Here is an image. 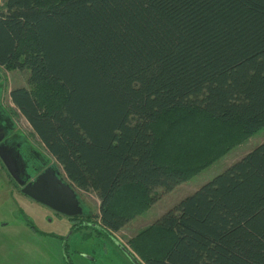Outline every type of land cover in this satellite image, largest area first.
Returning <instances> with one entry per match:
<instances>
[{
  "label": "trees",
  "instance_id": "16d2710c",
  "mask_svg": "<svg viewBox=\"0 0 264 264\" xmlns=\"http://www.w3.org/2000/svg\"><path fill=\"white\" fill-rule=\"evenodd\" d=\"M0 66L29 71L10 99L111 236L264 126V0H2ZM127 245L264 264V141Z\"/></svg>",
  "mask_w": 264,
  "mask_h": 264
},
{
  "label": "rangeland",
  "instance_id": "374dc122",
  "mask_svg": "<svg viewBox=\"0 0 264 264\" xmlns=\"http://www.w3.org/2000/svg\"><path fill=\"white\" fill-rule=\"evenodd\" d=\"M0 72V105L5 110L12 111L17 134L49 159L52 164L49 169L57 174L61 182L70 184L10 99L9 91L12 88L28 86L29 71H8L0 67ZM263 141L264 126L189 180L179 183L172 191L163 192L158 189L159 199L111 236L97 228L95 223L98 222L96 215L99 214L100 204L95 192L74 188L82 215L73 220L70 216L11 189L10 182L0 170V264H132L131 260L127 261L118 251L119 240L127 244V240L139 229L153 223L182 198ZM75 221L81 223L78 229L72 227ZM137 258L140 260L138 256Z\"/></svg>",
  "mask_w": 264,
  "mask_h": 264
},
{
  "label": "flooded vegetation",
  "instance_id": "af4514ba",
  "mask_svg": "<svg viewBox=\"0 0 264 264\" xmlns=\"http://www.w3.org/2000/svg\"><path fill=\"white\" fill-rule=\"evenodd\" d=\"M0 80H1V72H0ZM0 125L1 127H3V134H4L3 138L0 140V146L2 145L1 150L6 155V157H9L11 159L13 163L12 164L13 172L16 174L17 179L20 182L23 181L24 184H27L29 182L34 183L36 178L40 174H42L46 169L50 167L52 168V164L47 160V158L43 154H41L39 150H37L31 143H29L28 141H25L17 134L18 131L14 125L13 119H11V117L9 116L5 108L2 107L1 105H0ZM0 170L3 171V175L10 182L11 189L13 188L17 190L19 193L24 194L21 191L23 188V185L17 182V180L13 178V176L8 172V169L5 166L4 162H2L1 158H0ZM74 191L77 197V192L75 189ZM42 205L53 209L52 207L48 205H45V204H42ZM81 215L82 214L70 216V217L78 218ZM76 222L77 221H75L74 223ZM120 243L124 246L126 244V243L123 244L121 241Z\"/></svg>",
  "mask_w": 264,
  "mask_h": 264
},
{
  "label": "water",
  "instance_id": "95a60500",
  "mask_svg": "<svg viewBox=\"0 0 264 264\" xmlns=\"http://www.w3.org/2000/svg\"><path fill=\"white\" fill-rule=\"evenodd\" d=\"M0 140L3 138V127L0 125ZM2 146V145H1ZM0 146V158L4 162L5 166L8 169V172L23 185L22 192L29 196L30 198L48 205L55 210H58L68 216H75L82 214V209L79 206L78 199L76 197L74 189L70 184L61 182L56 173L49 168L46 169L42 174H40L34 183L24 184L23 181L17 179L16 174L12 169V161L9 157L1 150ZM49 178V180H48ZM121 250L124 251L128 258L133 261L135 264H142L136 258H134L129 250L123 245L120 246Z\"/></svg>",
  "mask_w": 264,
  "mask_h": 264
},
{
  "label": "crops",
  "instance_id": "0c3cea01",
  "mask_svg": "<svg viewBox=\"0 0 264 264\" xmlns=\"http://www.w3.org/2000/svg\"><path fill=\"white\" fill-rule=\"evenodd\" d=\"M1 1L2 0H0V5H1ZM1 67V66H0ZM1 68H3V67H1ZM92 222H95V220L93 221V220H91ZM96 224H97V221L95 222ZM116 232H114V233H112V235H114ZM119 243H120V240H119ZM118 251H120V253H122V255H124V257H126L125 259L127 260V261H130V259L123 253V251L120 249V247H119V249H118ZM111 260H112V258H111ZM125 261V260H124ZM130 263H132L131 261H130ZM133 264V263H132Z\"/></svg>",
  "mask_w": 264,
  "mask_h": 264
},
{
  "label": "built area",
  "instance_id": "2783aa9c",
  "mask_svg": "<svg viewBox=\"0 0 264 264\" xmlns=\"http://www.w3.org/2000/svg\"><path fill=\"white\" fill-rule=\"evenodd\" d=\"M122 242V241H121ZM125 247L130 251V252H132L133 253V251L130 249V247L127 245V244H125ZM136 256V255H135ZM136 258H137V256H136ZM138 259V258H137ZM139 260V259H138Z\"/></svg>",
  "mask_w": 264,
  "mask_h": 264
}]
</instances>
